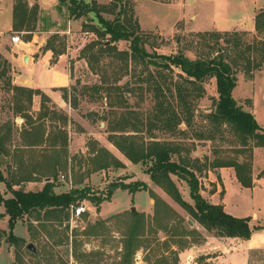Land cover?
I'll return each mask as SVG.
<instances>
[{
	"label": "trees",
	"instance_id": "trees-1",
	"mask_svg": "<svg viewBox=\"0 0 264 264\" xmlns=\"http://www.w3.org/2000/svg\"><path fill=\"white\" fill-rule=\"evenodd\" d=\"M62 4L68 7L70 15L75 18L86 16L92 12L98 19V24L94 22L82 24L84 31H93L98 38L83 47L81 57L86 59L90 70L101 78L99 83L81 85L82 90L80 92L77 89V84H80L79 81L69 88L63 87V98L69 101L74 108H77L78 93L87 94L91 91V94H103L104 92V98L107 99L111 108H126L119 117H116V114L112 119L108 116L105 117L110 132L109 140L131 162L146 164L150 161L146 172L150 175L153 183L161 187L208 231H216V235L219 236L250 239L255 230L264 228L260 225L251 224V217L234 216L226 212L222 204L207 201L199 192L200 179L198 175V172L208 167L207 164H202L200 159H191L182 155L183 147L180 144L172 140L156 139L154 134L156 130H162L170 135H176L181 132L179 126L182 123L190 126L194 119V102L206 93L204 82L209 78H215L218 97L215 100L214 109L206 117L218 129L223 125L231 128L240 140L241 147L236 152L241 158H239L240 156L217 157L210 162L209 167L211 169L232 167L235 169L237 179L243 186H253L254 148L264 147V127L258 123L252 111L246 110L243 105L238 103L233 96V90L238 82L237 65L240 56L246 58L244 72L247 78L253 77L254 70L264 68V8L257 13L255 18L257 31L255 35L257 37L254 43H244L239 31L231 32V37H223L216 31H208V34L223 39L229 49L240 52L238 51V54L231 57L230 55L227 56L225 49L220 48L216 55L211 58L198 57L192 59L180 50L171 54L158 53L155 49L149 51L146 47L149 32L141 29L138 17L134 16V6L129 0H110L108 3H100L97 0L90 2L60 0V5ZM60 5L59 9L61 8ZM38 12V3L30 6L28 0H14L12 31L27 30L34 32ZM103 13L111 14L113 18H106ZM30 37L32 36L29 35V39ZM122 40L129 41L128 49L118 48L116 44ZM108 41L109 43H107ZM242 46H245L243 50L241 49ZM45 49L53 51L52 62H56L66 50L63 37L61 38L59 33H53L47 40ZM251 50H254L257 56L245 57L246 51ZM106 56L122 62L126 73L129 71L130 64L143 65L142 73L138 75L139 81L147 85L155 100L144 122L138 119L137 114L139 113L137 111L128 107L129 103L124 97L125 92H132L134 89H129V86H126L127 83L119 85L110 83L106 79L105 65L100 64V61ZM10 67V62L0 52V79L5 78L4 86L12 92L15 114H23V121L20 123L22 129L20 138L23 145L41 148L44 170H37V173L42 175L49 173L47 174L50 176L49 179L56 178L59 170L66 167L67 162L63 161L62 158L69 145L68 132L57 125H52L47 130L45 120H49L48 117L50 116L62 118L65 122L68 117L57 113L55 107L47 105L50 97L44 90L13 84L12 80L6 77ZM174 68L180 69L177 80L173 78ZM116 79L118 80V78ZM35 95L41 96L39 113L35 116L24 113L32 107ZM113 99L115 101H112ZM110 113L114 114L115 111H110ZM129 127H131L130 130H128ZM143 128L152 139L146 141L139 136L138 133L143 131ZM8 136H11L10 127L3 134H0V153L9 154L6 145ZM198 138L211 140L214 138V134L210 132L207 134L199 133ZM251 141L253 145H250ZM97 152L98 154L91 158V168L88 174L113 165L122 166L107 149L101 148ZM174 176L187 182L190 188V196L194 201L193 204L184 199L173 178ZM33 180L37 179L26 177L20 181ZM0 181L5 182L13 194L12 197L5 199L1 197L0 193V203L3 202L6 214L9 216V229L0 228V246L3 241L14 246V264L23 263L21 250L23 248L35 258L37 264H40L41 261L53 264L54 254L49 249V241L53 244L62 242L56 240V228L62 227L65 221L69 220L70 213L72 217V209L79 205L81 200L88 199L99 207L101 203L111 199L117 188L128 190L130 193L147 189L153 197H156L154 190L144 181L110 185L104 196L95 194L89 186L57 192L54 188V181H46L43 188L36 191L26 190L22 187L12 189L13 184L21 183L10 181L1 169ZM163 213L168 216L174 213V210L162 199L157 198L155 214L150 222L143 212L129 211L124 214V216H129L123 241L125 264L130 263L140 246L150 245L151 240L147 238V234H157L160 229L171 235L174 234L170 231L171 227H168V224L161 222ZM121 215H116V217ZM19 219L26 222L29 241L14 233L15 225ZM155 222L157 225H154ZM105 224L106 220L97 219L93 225L91 224L87 229L85 227V230L87 234H98L105 227ZM68 226L66 225L67 228ZM181 232L190 235L196 230L182 226ZM45 238L46 242L43 243ZM29 242L40 244L37 253L31 252L27 248ZM165 243L167 252L178 254L176 249L167 244V241ZM210 257L202 255L198 264H216L210 260ZM162 258L163 261L169 262L167 255L164 254ZM177 260L178 257L175 258L176 263Z\"/></svg>",
	"mask_w": 264,
	"mask_h": 264
},
{
	"label": "rangeland",
	"instance_id": "rangeland-1",
	"mask_svg": "<svg viewBox=\"0 0 264 264\" xmlns=\"http://www.w3.org/2000/svg\"><path fill=\"white\" fill-rule=\"evenodd\" d=\"M90 2V0H78ZM134 6V16L139 17L140 24L146 28L148 33V42L146 47L149 51L157 50L158 53H176L177 51L184 52L190 58H211L216 55L217 50L223 48L226 50L227 56L231 57L238 54L239 50L229 49V46L223 39L208 34V32L194 33L181 30L183 23L177 24L178 32H174L175 20L181 14V10L178 6L171 7L168 4L161 2H152L150 0H129ZM170 1V0H164ZM247 3L264 4V0H245ZM255 2V3H254ZM30 6L35 3L39 5L38 19L35 24L34 32L23 30L20 32L7 30L3 33V55L10 62V69L7 72V78L12 80L13 84L18 73L24 72L18 70L13 66V62L8 57L12 55L18 56V50L21 46L27 45L38 49L37 53H40L45 49L47 40L53 35V33H59L70 51L73 50V57L71 54L68 59V66L71 68L72 76L74 80L69 85V79L66 72L60 74L54 72L49 79L50 82H57V86L52 89H44L50 100L47 105L55 107L57 113L61 115H67L68 120L64 122L62 118H50L45 120V127L49 130L52 125L61 126L68 132L69 145L66 154L62 160L66 161V167L59 170L58 176L52 177L44 173L39 174L37 170H44L42 164L41 148L39 147H25L20 138L21 126L23 121V114H15L13 110L12 92L8 91L4 86L5 78L0 79V134H3L8 127L11 128V138L8 136L7 149L9 154L0 153V169L4 172V175L10 181L21 184H13L12 189H19L20 187L29 190L32 188H43L46 181H54V188L57 192L69 191L75 187L89 186L95 194L104 196L110 185L116 183H134L137 181H144L151 189L154 190L156 197L152 196L150 192L146 190H139L135 193H130L128 190L117 188L110 200L104 201L99 207L88 199L80 201V204H84L89 208V212L81 215L78 221H72L71 213L68 221H65L62 227H57L56 240H61L60 244L51 243L50 251L54 254L53 264H125L124 260V231L126 224H128L129 216L125 215L129 211L143 212L146 214L147 219L153 220L155 214L156 199L160 198L168 205H170L174 213L168 216L162 214L161 222L168 224L171 227L174 234H170L165 230H159L157 234H147V238L150 239L149 246H140L136 251L132 260L128 264H186L190 256V252L195 251V256L190 264H198V261L202 255L211 256L206 251H196L197 249H203L209 247L208 241L213 239L212 237H221L216 235V231L210 232L203 227L199 222L194 220L188 211L181 207L169 194H167L161 187L153 183L150 175L146 172V168L150 165V161L146 164L131 162L108 138L109 130L108 123L105 117L108 116L111 119L116 114L119 117L121 112H124L126 108H111L103 94H77L78 107L74 108L69 101L63 98V87H70L77 83L78 92L82 90L84 84L99 83L101 78L98 74L93 73L89 66H85L87 62L85 58L81 57V51L83 47L90 41L97 39V35L93 31H84L82 24L84 22H94L98 24V19L94 13H89L86 16L75 18L70 15L68 7L65 4L60 5V0L47 1L46 5L39 4L38 1L28 0ZM101 3V2H100ZM59 5L61 8L59 9ZM250 5V4H249ZM7 7L6 15L2 17L0 23L8 27L12 20V14ZM106 18H113L111 14L103 13ZM142 29V28H141ZM161 34L159 35V30ZM143 30V29H142ZM15 33H20L22 41L15 44L11 41V36ZM173 33V34H172ZM223 37H231V32L223 34L219 32ZM233 33V32H232ZM244 43H254L256 35L250 34L248 31H239ZM172 34V35H171ZM29 35L30 37L29 39ZM29 39V40H28ZM108 43V42H107ZM129 41H119L116 45L119 49H128ZM245 46H242V50ZM232 50V51H231ZM240 52V51H239ZM255 57L256 52L254 50L246 51L245 57ZM12 59V58H10ZM77 59L81 62L75 65ZM246 58L239 57V64L237 65L238 75V87L235 99L241 100L243 97H249L246 100V105H253V111L258 114V123L264 127V72L257 74L254 77V81H249L244 72ZM86 61V62H85ZM52 62V61H51ZM53 63V62H52ZM100 64H104V72L106 79L110 83H116L119 85L129 86L134 90L132 92H125L124 97L129 103V108L134 109L138 119L144 122L145 117L152 109L155 100L153 98L152 91H149L147 85L139 81L138 75L142 73L143 65L130 64L128 73L123 68V63L110 56L104 57ZM88 65V63H87ZM77 68V70H75ZM153 69V67H151ZM261 69L254 70L253 74ZM65 71V70H63ZM27 73V71H25ZM179 68H174L173 78L179 79ZM35 78H39V83L44 84L48 81L47 77H40L38 72L33 73ZM143 75H145L143 73ZM118 78V80L116 79ZM120 78V79H119ZM19 85V84H17ZM69 85V86H68ZM41 87V86H40ZM206 93L203 97L195 101L194 105V119L190 126L182 123L179 126L181 132L176 135H170L162 130H156L154 132L156 139L160 140H172L183 147L182 155H185L191 159H200L202 164H207V168H204L201 172H198L200 179V194L209 202L213 203L211 194L217 189L221 190L220 184H217L215 169L209 167L210 162L215 158H232L239 157L236 150L241 147L240 140L233 133L230 127L223 125L220 129L214 126L206 117L208 113L214 109V103L217 99V85L215 78H209L204 82ZM112 101H115L113 99ZM251 101V102H250ZM41 108V96L35 95L33 99V105L29 110L24 113H30L34 116L39 113ZM114 109V110H112ZM110 111H115L111 114ZM64 113V114H63ZM257 119V118H256ZM52 120V121H51ZM23 127V126H22ZM142 127V126H141ZM131 127L128 128L130 130ZM213 133L214 138L200 139L199 133ZM146 141L150 140V134L143 131L138 133ZM253 145V142H250ZM101 148L107 149L122 166L113 165L109 168L94 171L88 174L91 168V158L98 154V150ZM255 149V148H254ZM241 158V156L239 157ZM264 162V149L259 148L256 151L255 164L256 167ZM256 168V169H257ZM209 170H212L210 174ZM39 172V171H38ZM264 174V170L260 172V175ZM210 175V176H209ZM26 177H34L33 181L20 180ZM176 181L182 196L190 203H194L190 196V188L187 182L178 179L177 176L173 177ZM219 180V179H218ZM232 181L229 172H225L222 175V182L224 187H230V196L226 195L223 198L222 204L226 201L230 208L232 205H236L238 202L237 192L231 187ZM1 197L7 199L13 196L11 188H9L5 182L0 183ZM222 194V190L219 192ZM226 198V201H225ZM219 198H216L218 200ZM256 211L260 217L262 211L259 210L256 204H250L248 214L246 217H250L252 212ZM120 217L116 215H120ZM106 220L105 227L98 232V234H87L86 229L97 220ZM185 220V221H184ZM189 220L193 222L191 225ZM9 216L6 214L5 206L3 202L0 203V228H8ZM66 225H69L68 228ZM154 225H157L155 222ZM25 220L19 219L14 228V233L18 236L25 237L29 241L28 232H26ZM182 226L190 227L196 230L190 235L183 234ZM84 227V228H83ZM255 231L252 233V235ZM251 235V237H252ZM250 237V238H251ZM167 244L171 245L173 249L177 250L178 254H172L167 252ZM46 242V238L44 242ZM30 243V242H29ZM42 243V244H43ZM145 243V242H144ZM36 248L40 247V244L34 243ZM22 250L23 263L22 264H37L35 258L27 252L24 248ZM206 253V254H205ZM216 253V252H215ZM218 253V252H217ZM167 255L169 262L163 261V255ZM188 256V257H187ZM175 262V258L177 259ZM15 260V248L7 241H3L0 246V264H14ZM250 264H264V249H257L250 253ZM212 261V260H211ZM40 264H49V262L41 261Z\"/></svg>",
	"mask_w": 264,
	"mask_h": 264
},
{
	"label": "crops",
	"instance_id": "crops-1",
	"mask_svg": "<svg viewBox=\"0 0 264 264\" xmlns=\"http://www.w3.org/2000/svg\"><path fill=\"white\" fill-rule=\"evenodd\" d=\"M38 1L39 4L46 5L47 1L52 0H34ZM91 1V0H90ZM101 3H108L110 0H97ZM152 2H161L168 4V6L175 7L178 6L181 10L180 16L175 20L174 32H178L177 24L179 22L183 23V28L181 30L200 33V32H233V31H248L250 34H256L255 28V18L257 13L264 8V4H253L252 2L247 3L245 0H150ZM250 4V5H249ZM13 5L14 0H0V21L4 15H6L7 7H9V12L12 14V20L8 27L4 26V24L0 23V52H3V33L10 30L13 26ZM138 17V15H137ZM139 20V17H138ZM143 30H147L140 24ZM159 35L161 34L160 29ZM173 34V33H172ZM171 34V35H172ZM46 44V42L44 43ZM38 49L33 47H28L27 45L21 46L18 50V56L12 55L13 57H8L11 62H13V66L17 67L18 70H22L24 72L18 73L15 78V82L22 86L32 87V88H44L46 90L52 89L57 86V82H50L49 77L54 72H59L63 74L66 72L69 85L72 84L74 77L72 76L71 68L68 66L69 55L73 57V50L70 51V48L67 47V50L63 54H61L56 62H51L53 59V51L52 50H43L40 53H37ZM166 54V53H165ZM28 56V60L25 61L24 57ZM12 58V59H10ZM81 60L77 59L75 65L80 63ZM86 62V61H85ZM85 66L88 67L87 62ZM65 70V71H63ZM77 70V68H75ZM27 71V73L25 72ZM34 72H38L40 77H47L48 81L44 84L39 83V78H35ZM264 72V68L261 70H257L252 78H248L249 81H254V77L257 74H262ZM240 80V79H239ZM238 80V82H239ZM233 90V96L236 97L237 87ZM68 85V86H69ZM41 86V87H40ZM218 92V91H217ZM48 94V93H47ZM218 96V95H217ZM249 97H243L241 100H238V103L243 105L246 110L253 111L252 102L249 105H246V100ZM264 98V93H263ZM255 117L258 120V114H255ZM259 148L264 147H256L254 149V159H253V186L245 187L243 186L239 180L237 179L235 169L232 167H221L215 168L216 172L209 170L215 173L217 184H220L222 187V194L219 192L221 190H216L211 194V198L213 199V203L222 204L223 198L230 196V187H224L222 182V175L225 172H229L232 181L231 187L237 192V204L230 206L225 198V203L222 204L224 210L229 214H232L237 217H246L247 210L250 204H256L260 211H262V216L260 217L256 211L252 212L250 216L252 218L251 224L260 225L264 227V174L260 175V172L264 170V162L260 165V167H256L255 158L256 151ZM257 168V169H256ZM210 176V175H209ZM219 179V180H218ZM0 183H3L0 181ZM40 188H32L29 190H40ZM216 198H219L216 200ZM27 232V230H26ZM208 243L209 247L203 249H197L196 251H206L207 254H211L210 260L215 262L216 264H250V253L251 251L257 249H264V228L255 230V233L252 235L250 239H242L238 237H212ZM216 252V253H215ZM218 252V253H217ZM205 253V254H206ZM190 256L186 264H190L192 259L197 256L195 251L190 252L188 255ZM187 256V257H188Z\"/></svg>",
	"mask_w": 264,
	"mask_h": 264
},
{
	"label": "built area",
	"instance_id": "built-area-1",
	"mask_svg": "<svg viewBox=\"0 0 264 264\" xmlns=\"http://www.w3.org/2000/svg\"><path fill=\"white\" fill-rule=\"evenodd\" d=\"M11 41L18 44L22 41L20 33L11 36ZM89 212V208L84 204H79L72 209V221H78L82 214Z\"/></svg>",
	"mask_w": 264,
	"mask_h": 264
},
{
	"label": "water",
	"instance_id": "water-1",
	"mask_svg": "<svg viewBox=\"0 0 264 264\" xmlns=\"http://www.w3.org/2000/svg\"><path fill=\"white\" fill-rule=\"evenodd\" d=\"M108 43H109V41H108ZM24 60H25V61L28 60V56H27V55L24 57ZM133 210H134V208H132V211H133ZM189 223H190L191 225L193 224V222H192L191 220H189ZM27 248H28L31 252H33V253H37V248H36V246H35L34 243H32V242L28 243V244H27Z\"/></svg>",
	"mask_w": 264,
	"mask_h": 264
}]
</instances>
